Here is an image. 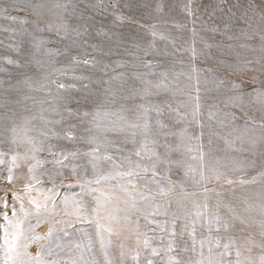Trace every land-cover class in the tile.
Instances as JSON below:
<instances>
[{
    "label": "rangeland",
    "instance_id": "1",
    "mask_svg": "<svg viewBox=\"0 0 264 264\" xmlns=\"http://www.w3.org/2000/svg\"><path fill=\"white\" fill-rule=\"evenodd\" d=\"M5 12L16 19L5 18ZM7 58L15 62L9 64ZM262 65L264 0H0V153L5 159L0 165V177L8 176L13 153L20 154L19 167L12 170V182L0 178V225L4 226L0 227V264L6 259L2 239L5 228L13 231L4 220V213L13 222L21 221L26 237L23 244L40 236L35 231L37 224L47 223L38 255L25 252L21 246L16 264H121V251L125 252L123 264H137L133 259L137 250L136 215L129 212L125 197L110 201L100 213H111L119 220L118 225L113 222L111 235L104 234V247L95 223L67 213H74V202H79L91 220L96 215L94 197L109 193L118 183L127 184L129 179L117 177L100 184L87 183L114 171L111 162L103 159L97 161V169L92 168V156L86 153L97 144L88 142L91 136L101 141L106 136L112 141L111 145L101 143L99 154L107 153L117 161L121 155H132L137 147L127 133H105L103 128H96L93 115L99 112V123L109 125L122 106L124 114L131 118L137 105L169 103L187 113L186 119L174 128H187L185 144L194 149L197 144L203 145L206 174L208 163L218 161L221 171L233 180L230 185L223 180L197 185L184 176V168H172L169 179L177 187L169 211L181 217L177 220L176 252L185 247L191 249V225L182 238L179 233L181 225L188 224L185 212L195 219L194 204L207 201L208 211L212 212L219 201V214L234 225L228 232L213 229L209 233L197 223L196 253L180 252L179 259L198 257L199 240L208 235L220 236L221 243L233 236L238 244L242 239L252 240L251 252L242 249V258L250 256L258 264L264 251L258 246L264 243V101L259 98L264 92ZM145 82L163 86L159 90L153 87L152 94L141 99L140 94L134 93ZM59 83L75 87L59 89ZM233 85L237 87L234 89ZM238 93L243 94L242 101L234 106L229 98ZM197 104L198 114L193 115ZM209 112L216 114L211 120ZM150 114L155 116L154 112ZM164 116L173 126L167 119L166 107ZM245 129L248 131L243 140L237 139ZM69 133L73 139L68 138ZM25 134L32 143L25 141ZM224 136L235 143L227 145ZM170 139L175 142L177 138ZM181 151L185 149L182 147ZM53 153L69 156L65 167L45 162L52 160ZM72 153H76L75 158ZM25 154L27 159L23 158ZM191 156L198 157L199 152H185V166L191 165L198 173L201 162ZM132 158L137 159L134 155ZM178 158L179 153L172 154V159ZM37 160L41 163L30 172L29 167L36 165ZM72 168L76 169V176L71 174ZM126 168L127 165L121 170ZM52 170H59L64 176L53 182L48 176ZM53 183L58 186L54 201H48V211L42 207L37 212L29 200L43 204V196ZM29 184L33 187L26 190ZM181 184L186 193L195 196L183 198L186 208L178 209L175 201L181 199ZM205 187L209 191L205 192ZM21 205L27 215L21 212ZM126 214L128 222L124 220ZM233 216L239 219L232 220ZM139 224L140 231H144L146 221L141 218ZM109 239L111 244L107 243ZM160 243L152 241L154 246ZM163 244L166 246L167 240ZM204 252L207 254V248ZM44 254L51 257L49 262L42 260ZM161 256L163 252L153 258L156 264H167V257L162 261ZM226 259H235L234 249ZM140 264H144L143 255Z\"/></svg>",
    "mask_w": 264,
    "mask_h": 264
},
{
    "label": "snow or ice",
    "instance_id": "2",
    "mask_svg": "<svg viewBox=\"0 0 264 264\" xmlns=\"http://www.w3.org/2000/svg\"><path fill=\"white\" fill-rule=\"evenodd\" d=\"M191 15V12L189 13ZM5 18H10L15 20L16 17H9L5 12L3 13ZM155 35V33H153ZM7 62L9 64L14 63L11 58H7ZM88 60L85 59L84 63L88 64ZM195 71V69H193ZM261 71H264V65L261 66ZM166 79V77H165ZM255 77H253V82H255ZM222 84L223 81H220ZM162 83H158L152 85L150 82H145V86L141 89H138L134 94H140L141 99L143 95H151V89L154 87L159 90L162 87ZM69 87H75V85H67L64 83H59V89H66ZM237 86L233 85L235 89ZM199 91V89H197ZM242 93H238L237 95L230 97L229 102L234 106H237V101H242ZM259 98L264 101V92L260 93ZM168 109L169 116L167 119L172 122L173 126H170L169 123L165 121L164 116V108ZM69 113L71 112L68 109ZM132 111V110H130ZM199 111V104H197V112L193 115H197ZM125 109L123 106L119 113H115L116 119L111 121L109 125H101L99 123L101 119V114L99 112L93 115L94 126L98 129L103 128V131L106 132H116V133H127L131 137V142L133 144H137V147L134 149L132 155H121L120 160H114L112 155H108L105 153L101 156L100 153V145L101 143L105 145H111L112 141L107 140L105 136L101 141L97 136H91L88 140L90 144H97V147L93 148L90 153H86V155L92 156V161H90L92 168L95 170L98 167L97 161L103 159L105 161H110L111 166L114 169L113 172H110L107 175L99 176L95 181H88L87 183H96L100 184L102 180H115L117 177L123 178L128 177L127 184H117L115 185L109 193L101 192L99 196L94 197L96 207L93 208V212L96 213L91 220H89L88 216L85 215V209L82 204L79 202L75 203L74 213H67L68 215H76L77 219H83L84 222H92L95 223L96 234L100 237L101 246H105V233L111 235L114 231L113 222L117 225L119 224V220L117 217L113 216L111 213L105 216H101L100 213L105 211V206L112 200H119L121 196L125 197L124 203L129 205V212L136 215V254L133 259L140 264L141 255L144 256V264H156L154 261V257L160 256L161 252H163V256H161V260L163 261V257H167V264H256L251 257H243L242 249L247 252H251L252 248V240L242 239L240 243H237V238L233 236H228L224 243H221V237L216 236L212 237L208 235L205 238L199 240L200 252L198 257L195 259L189 258L187 261H182L179 259L180 252L191 251L192 253H196V244L197 238L195 236V226L197 223L200 224L201 228L206 229L209 233L213 229L219 232L221 229L224 232H228L234 225L230 222L229 219L222 218L219 214L220 202H217L216 210L209 212V205L207 201L203 205H195L194 208L196 210L192 213V216L195 219H192L191 216L187 212H185V218L188 220V224L181 225L180 237L182 238L185 231H188L189 224L191 225V231H189V235L192 238V246L191 249L185 247L180 249V252H176L177 249V220L181 219L176 212L170 213V208L172 207L173 198L172 194L175 193V189L177 187L176 183L169 179V174L174 166L184 168V176L190 177L192 181L199 185L201 183L207 185L213 181L223 180L224 183L232 184L233 180L228 178V176L221 171V166L219 162L212 163L211 161L207 166V174L205 171V153L203 151V145L197 144L194 147L191 144H185V136L187 135V128H182L176 130L174 128L175 124L181 123L184 119H186L187 113L182 112L179 107L173 108L172 105L166 104L164 106H148L145 107L143 104L137 105L135 110L132 111V117L129 118L124 114ZM155 113V116H152L150 113ZM108 113L104 114L106 118ZM214 112H209V120L215 117ZM223 123V121H219ZM197 123H201V121H197ZM14 131L13 143L17 142V137ZM247 129L245 132L241 134V136L237 137V139L243 140L244 136L247 134ZM231 136V133L229 134ZM229 136H224L223 139L225 143L229 146H232L235 143V140L229 139ZM176 137V141L173 142L170 138ZM69 139H73L74 137L69 133ZM189 140L192 139L191 136L187 137ZM25 141L28 143H32V138L28 137L25 134ZM196 139H199L198 137ZM252 143H255L254 139H251ZM42 143V142H41ZM184 148L185 151H181V148ZM36 149H33L35 151ZM198 151L199 156H191V159H199L200 160V168L197 173V170L192 168L191 165L185 166L184 155L185 152L191 153L192 151ZM51 151V149H49ZM173 153H179L178 159H172ZM19 153H13L11 157L10 164L8 166V176L0 177L7 179L10 183L13 180L12 170L15 167H19L18 157ZM73 158L76 157V153L71 154ZM135 156L137 159L133 160L132 156ZM27 159V154L23 157ZM35 159V156L32 157ZM69 156L67 155H57L53 153L50 162L54 164H59L61 167H65L64 161H67ZM5 163L4 154L0 153V165ZM41 161L37 160L36 165H31L29 167V171H33V169L39 165ZM125 165H127L126 170L124 169ZM227 167V166H225ZM150 173V175H149ZM71 174L73 176L77 175V171L75 168H72ZM198 175V178H197ZM49 179L53 182L58 178L64 176V173L59 170H52L48 172ZM39 183V181H37ZM63 183V180H61ZM244 183V181H241ZM138 184L140 187H138ZM152 185L156 187L153 188ZM33 185L29 184L26 190H30ZM58 186L53 183L52 187L48 188L47 194L43 196L44 203L41 204L34 200H29L30 204H33L36 208V211L39 212L43 207L45 211H48L47 203L48 201H54L56 188ZM83 190L84 185H81ZM144 189V190H141ZM91 191H97L96 189H92ZM209 191L205 187V192ZM155 192V195L152 193ZM181 199L176 200V207L178 209L186 208V205L183 203V198L188 195L195 196V193L189 194L183 190V184H181V192L179 193ZM160 197L161 199H157ZM15 199V197H14ZM69 203L68 198L66 197L64 200L65 207ZM7 207V204H5ZM21 212H25L23 205H21ZM28 213L25 212V215ZM262 214H264V207H262ZM16 216V212L13 209V217ZM163 216L167 219L158 220L155 217ZM146 221L144 226L145 230L140 231V219ZM232 220L239 219L237 216H233ZM4 220L7 224L13 229V231H9L8 228H5L3 239V247L5 249L6 259L4 264H9V261H12L13 264H16V258L20 256V252L18 249L23 246L26 250L27 245L22 242L26 239L24 236L23 230L20 228L21 221L13 222L9 220L7 213H4ZM124 220L126 222L129 221V215H125ZM71 223V222H69ZM241 223H244L241 220ZM150 225H155V227H150ZM0 227H4L0 225ZM52 229L49 230V235L52 234ZM149 233H153V235H149ZM261 235L264 236V231L261 232ZM153 240L160 241L159 246H154L152 244ZM167 240V245L164 246L163 241ZM108 244H111V240H107ZM262 249H264V243L258 245ZM207 248V254H205L204 249ZM218 249H222L221 251H216ZM235 250V259H226L231 255V250ZM173 252H176V255H172ZM121 264H123V258L125 256V252L121 251ZM39 264V261H38ZM52 264H59L58 261H53ZM110 264V262H109ZM258 264H264V251L258 257Z\"/></svg>",
    "mask_w": 264,
    "mask_h": 264
},
{
    "label": "bare ground",
    "instance_id": "3",
    "mask_svg": "<svg viewBox=\"0 0 264 264\" xmlns=\"http://www.w3.org/2000/svg\"><path fill=\"white\" fill-rule=\"evenodd\" d=\"M46 229H47V223L46 222H41V223L37 224L35 231L40 236H34V238H31L30 240L27 241V243H26L27 247H26L25 252H27L29 254H33V255H38V253L40 252V249H41V244L45 241L43 239L42 240H40V239H41V237H43ZM50 259H51V257L47 254H44L42 257V260L46 261V262H49Z\"/></svg>",
    "mask_w": 264,
    "mask_h": 264
}]
</instances>
